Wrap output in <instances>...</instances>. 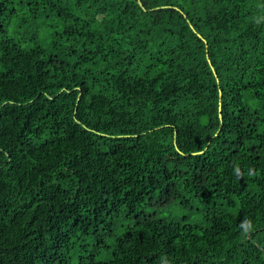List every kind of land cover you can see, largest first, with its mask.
<instances>
[{"label":"trees","instance_id":"16d2710c","mask_svg":"<svg viewBox=\"0 0 264 264\" xmlns=\"http://www.w3.org/2000/svg\"><path fill=\"white\" fill-rule=\"evenodd\" d=\"M0 264H264V0H0Z\"/></svg>","mask_w":264,"mask_h":264},{"label":"rangeland","instance_id":"374dc122","mask_svg":"<svg viewBox=\"0 0 264 264\" xmlns=\"http://www.w3.org/2000/svg\"><path fill=\"white\" fill-rule=\"evenodd\" d=\"M187 200L188 201L184 204L182 201H177L166 209L151 210L149 212L155 214L158 219L165 220L167 222H181L203 226V218L206 214L219 211L217 208H213L212 206H203L194 198L189 197ZM144 211L148 212V209H145ZM135 220L136 218L133 217L129 223H133Z\"/></svg>","mask_w":264,"mask_h":264},{"label":"water","instance_id":"95a60500","mask_svg":"<svg viewBox=\"0 0 264 264\" xmlns=\"http://www.w3.org/2000/svg\"><path fill=\"white\" fill-rule=\"evenodd\" d=\"M140 4V3H139ZM141 5V4H140Z\"/></svg>","mask_w":264,"mask_h":264}]
</instances>
